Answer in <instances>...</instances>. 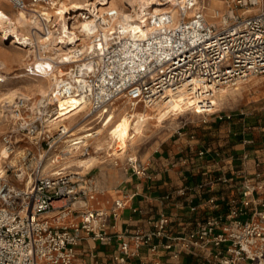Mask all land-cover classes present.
<instances>
[{"label": "built area", "instance_id": "2783aa9c", "mask_svg": "<svg viewBox=\"0 0 264 264\" xmlns=\"http://www.w3.org/2000/svg\"><path fill=\"white\" fill-rule=\"evenodd\" d=\"M0 1L29 17L28 34L17 42L30 52L26 71L52 79L32 110L23 93L9 106L14 122L2 136L5 149L13 153L26 138L43 154L28 167V185L13 184L0 171V264H77L75 247L82 240L110 241L105 229L109 213L93 206L99 192L96 178L80 166L59 163L69 154L61 146L71 138L73 126L49 128L60 117L58 100L74 97L79 103L72 110L82 111V120L105 116L102 124L118 99L149 107L192 94L201 108L192 102L195 112L209 114L214 91L237 88L264 73V0H230L213 19L197 0H167L170 7L143 15L141 31L118 21L117 8L109 4L70 13L60 12L59 0ZM79 21L87 22L86 30L76 27ZM83 147L81 155L89 154ZM48 153L54 155L49 158L54 166L46 170ZM30 155L27 148L21 157L26 161ZM128 165L137 175H149L141 161L129 158ZM24 172L18 169L15 175ZM236 192L226 200V212L215 211L180 234L168 231L163 214L153 230H136L130 240L122 239L109 264H138L131 259L136 255L131 242L146 244L151 252L162 248L175 258L181 250L208 249L211 264H264V166L258 163L251 176L245 175ZM209 203L218 207L217 198ZM123 205L115 200L111 214Z\"/></svg>", "mask_w": 264, "mask_h": 264}, {"label": "crops", "instance_id": "0c3cea01", "mask_svg": "<svg viewBox=\"0 0 264 264\" xmlns=\"http://www.w3.org/2000/svg\"><path fill=\"white\" fill-rule=\"evenodd\" d=\"M239 113L230 119L196 113L195 120L158 142L144 163L148 176L137 175L129 165L105 180L93 175L99 187L93 206L109 213L105 229L111 239L82 240L75 247L77 264L112 263L122 239L130 240L136 230H153L163 214L169 219L168 231L180 234L215 211L226 212V200L237 193L242 178L251 176L258 163L264 166V110ZM211 197L217 198L218 207H211ZM118 199L124 205L114 216L111 208ZM130 249L138 264H211V252L204 248L181 250L176 258L162 248L151 252L146 244L131 242Z\"/></svg>", "mask_w": 264, "mask_h": 264}, {"label": "rangeland", "instance_id": "374dc122", "mask_svg": "<svg viewBox=\"0 0 264 264\" xmlns=\"http://www.w3.org/2000/svg\"><path fill=\"white\" fill-rule=\"evenodd\" d=\"M60 1L61 0H59V2ZM91 1H95V0H88L87 1L88 5L80 9H87L93 6L94 5L93 3L90 6ZM122 1L124 3V0ZM197 1L200 5L204 6V12L206 13L207 18L213 19L214 18L213 14L215 10L225 11L228 7L227 3L230 0H197ZM116 2L118 5L123 6L122 2L120 3L119 0H116ZM97 4L101 5L99 3H96L95 5ZM2 5H5V6H2ZM0 7L7 10V12L11 14L16 11L6 2L0 1ZM176 8L177 7H174V9ZM240 10L241 9L239 8V11ZM255 10H257V6L253 7L251 11H255ZM125 11H130V9H125ZM2 48L6 50V52H10V54L15 56L14 57L15 60H13L14 62L11 61L8 64L6 62V65L0 64V75L6 76L4 82L3 81L0 82L1 84L0 89H2V91L5 90V87L7 88V87L20 86V89L22 90V93H23V92H26V90L24 86H22L21 84H25L29 82L30 83L37 82V81H41L45 87L48 86L50 83L52 85L51 76H45V77L35 76L32 74H29L26 71L25 62L28 60V57L30 56V52L26 47L19 46L16 41L13 42V40H11L10 38L8 39V38H3L0 36V60H3L2 58L5 59L6 57V55L3 56V54H5L4 53L5 51ZM14 76H17V77H14ZM237 88L223 86V87H220L218 90L214 91V94L209 97L211 102H213V105H214L212 109L208 110L209 114H215L217 118H219V116H222L223 118H227L226 116L230 115V118H231V116H233L234 114H240L239 112L241 110H244L245 112H247V111L256 110L259 107H261L262 110H264V73L250 76V78L246 82L239 83L237 85ZM228 89H230L231 92ZM220 93L223 94V96H220ZM182 95L183 94H179L176 97L179 100L180 104H182V106L186 108L184 112L182 113L173 112L172 114H169L168 112H166L165 114H163L164 119H162L161 116H153L146 123V129L144 130L143 134L138 136L131 144H129L126 154L122 155L119 158H114L113 156H106V152L104 154L103 152L99 153L100 155H104V159L92 165L93 167L91 166L92 170L90 171L89 174L95 176V174L98 173L99 178H101L102 180H105L106 178H108L109 173L115 172V169L116 170L119 169V171H121L124 166H128L129 158H134L138 161H141L142 163H145L148 156L151 154L155 146L158 144V142L162 138L169 135L174 129H176L178 126L182 125L183 123L190 122L196 119L198 114L195 113V109H193L192 107V102H194V99H196V97H190V96H193L192 94L188 95L187 96L188 98L183 97ZM200 97L201 96H199V98ZM2 101L3 100H1V97H0V103ZM120 102H122V104ZM115 103L109 107V111L112 114L118 111L117 107L123 106V108H129V106H131L125 99H118L116 100ZM138 105L140 109H144L143 107H148V106H144L143 104H138ZM30 108L32 110L31 106ZM70 113L71 112L68 111L64 115L61 114L60 117L57 118L56 123L49 124V128L54 129L58 123H64L68 126H73V124L82 121V116H83L82 111L79 110V111H75L74 113H71V114ZM201 114H207V113H201ZM103 117L105 118V116ZM104 118H102V120H99L98 118H94V117L89 118L85 120V123H83L85 125L84 127L85 128L92 127V129H94L93 127H96L102 124ZM13 122L14 120L10 119V117H2V122H1L2 124L0 123V151L2 150V136L5 132L10 130V128H12ZM51 124H54V125H51ZM83 129L84 128H82L79 132H82ZM92 129L90 131H92ZM85 141H86L85 146H88L89 153L95 154L94 147H93L94 145L93 137L89 136L88 138L85 139ZM83 146H81L82 148L81 147L78 148V150L76 149L77 151L75 153L76 157H72L71 159L67 157L64 160H60L59 163L60 164L62 163L61 165H63L65 161H68V163L73 162L74 165L76 164V166H78V163L76 162V160L82 159L88 155V154L81 155L82 153L81 150L82 151L84 150ZM27 148L31 150V155L29 156V158H27L26 161H23L21 156L23 153L27 151ZM61 148L63 149L64 145H62ZM20 150L22 153L20 152ZM17 151H19V153L15 154ZM42 154L43 152H40L34 144L30 143L28 139L23 138L20 141L19 146H17L14 152L11 154V156L13 155V158H15V162L11 161L12 157L9 159H6L2 163L1 168H3L4 172H5V168H8V172H5V173H7V177L13 184H16L19 186H25L26 185L25 183L27 180L26 178L30 176V170L28 169V167L34 164L36 157L40 155V158H41ZM50 155L54 157L53 154L51 153H48L46 155V158L44 161L46 170L53 168L52 164L54 165V163H52L51 160L49 159ZM28 159H31V160H28ZM18 169L25 171L24 172L25 175L23 177L18 178L15 175V172ZM81 169L83 172H86L88 170V169L85 170L83 168Z\"/></svg>", "mask_w": 264, "mask_h": 264}, {"label": "bare ground", "instance_id": "6f19581e", "mask_svg": "<svg viewBox=\"0 0 264 264\" xmlns=\"http://www.w3.org/2000/svg\"><path fill=\"white\" fill-rule=\"evenodd\" d=\"M87 1L88 0H61L60 1V6H61L60 12H63V11L76 12L80 8H83L86 5H88ZM119 1L120 3L122 2L123 6L118 5L117 4L118 1L116 2V0H95V1L90 2L91 3L90 6L92 5V3L94 5L96 3H99L101 4L100 7H104L102 6V4L113 5L115 6V8H117L119 12V16L117 18L118 21L125 22L126 26H128L130 30L141 31L143 30L141 21L145 20L143 18L144 14L148 12L151 13L154 11L163 10L167 8V6L170 7V4H171L167 0L165 1L164 0H124V3L122 0H119ZM2 6H5V5H2ZM125 9H130V11H125ZM28 25H29V17L23 10H18L11 14V13H8L7 10L0 7V36L1 37L8 38V39L10 38L11 40H13V42L15 41L18 42L21 39V37H23L25 34H28V29H29ZM87 26L88 24L86 21H79L76 25V27L80 31L86 30ZM4 51H5L4 52L5 54H3V56L6 55V57L5 59L1 57L4 61L0 60V64L6 65V62L8 64L11 61L15 60L14 59L15 56L10 54V52H6V50ZM5 77L6 76L4 75H0V80L4 82ZM14 77H17V76H14ZM21 85L24 86L26 90V92H23V93H25V96L29 98L30 106L32 107V109L36 106L38 99L42 95L47 94V92L49 91L51 87V83L45 87L41 81L31 82V83L29 82V83H25ZM19 93H22L20 86L7 87V88L5 87L4 91L0 89V95H1L0 97H1V100H3L0 103V123L2 122V117H10L11 119L9 106L12 104L15 96L18 95ZM220 96H223V94L220 93ZM197 102H198L197 99L193 102L195 103L194 106L200 110L201 109L200 104H198ZM78 103L79 101L71 96L63 98V99H59L58 105H59V109H61L59 115L61 114L64 115L68 111H70L71 113H74L75 111H79V109L72 110L73 108L77 106L76 104ZM120 103L122 104V102ZM143 108L144 109H140L138 104L129 106V108H123V106L117 107L118 111L116 110L117 111L116 113L111 114L104 124H100L99 126L93 127L94 129H92V127L85 128L84 127L85 125L83 124L85 123V120H82L80 122L73 124V127L70 129L71 138L67 140L63 148L64 150L69 151V154L67 155V157L70 159L72 157H76V154H75L77 152L76 149L78 150V148L85 145L86 144L85 139L88 138L89 136H92L94 139L93 147H94L95 154L89 153L86 157L82 159H77L76 162L78 163V166L87 170L95 163L102 161V159H104V155L99 154L102 152L103 154L106 152V156H113L114 158H119L122 155L127 153L129 144H131L138 136L143 134L144 130L146 129V123L153 116H161V118L164 119L163 114H165L166 112H168L169 114H172L173 112L182 113L186 110V108H184L182 104H180L176 96L170 97L168 100L162 99L149 107H143ZM56 120L57 119L51 120L50 123H56L57 122ZM51 125H54V124H51ZM82 128H84L83 131L79 132ZM91 129L92 131H90ZM70 140L75 141L74 142L75 144H73V146L70 145L71 144L69 142ZM17 153H19V151H17L15 154ZM11 154L12 153L8 152L2 144V150L0 151V171L3 173L5 172L3 168L1 167H2V163L6 159H9L12 157L11 161L15 162V158H13V155L11 156ZM71 163L73 164V162ZM52 166L54 165L52 164ZM26 179L27 180L25 184L28 185L31 181V177L28 176Z\"/></svg>", "mask_w": 264, "mask_h": 264}]
</instances>
